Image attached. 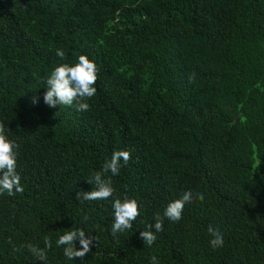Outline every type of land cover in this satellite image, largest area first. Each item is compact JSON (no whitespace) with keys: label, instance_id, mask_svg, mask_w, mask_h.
<instances>
[{"label":"trees","instance_id":"trees-1","mask_svg":"<svg viewBox=\"0 0 264 264\" xmlns=\"http://www.w3.org/2000/svg\"><path fill=\"white\" fill-rule=\"evenodd\" d=\"M79 55L99 69L89 110L49 107L44 80ZM0 122L24 189L0 194V264H40L23 246L45 239L47 264H264V0H0ZM116 150L131 159L108 174L113 197L77 201ZM185 191L182 219L145 245ZM125 196L140 215L114 237ZM69 229L95 237L83 260L56 245Z\"/></svg>","mask_w":264,"mask_h":264},{"label":"clouds","instance_id":"clouds-1","mask_svg":"<svg viewBox=\"0 0 264 264\" xmlns=\"http://www.w3.org/2000/svg\"><path fill=\"white\" fill-rule=\"evenodd\" d=\"M56 56L61 60L65 57V52L56 49ZM99 69L94 61L86 55H79L74 64L60 63L56 65L44 80L46 91L43 94V102L49 107L64 105L75 107L77 111H87L90 105L86 102L96 95V82L98 80ZM37 100L34 98L33 103ZM17 145L8 139L5 134V125L0 122V194L7 193L14 196L23 192L20 183L21 177L17 172ZM131 159L128 151H113L111 157L107 159L101 171L96 172L87 183L95 185L91 191H77V201H97L107 200L113 197L115 189L112 186L111 176L119 175L121 161L127 164ZM107 177V178H105ZM193 194L185 191L179 198L170 201L161 212L154 214L153 223H145V229L140 232V237L147 246H151L157 239L156 233L162 232L164 221L172 223L182 219V213L186 204L192 202ZM196 199L203 201L204 194L196 193ZM113 222L111 234L115 237L117 233H123L132 229L133 222L140 215L139 206L135 199L128 197L115 198L112 201ZM207 232L211 237L209 244L213 250L222 247L224 240L222 233L218 229L209 226ZM95 237L86 236L82 229H69L64 231L56 240L57 247L63 248V256L68 260H83L91 252ZM74 241H78L79 248ZM11 243V241H9ZM51 240L45 239L44 247H38L31 243L24 245L28 252L35 257L40 264H47V251L51 248ZM18 247H13V251H20ZM151 264H158L157 257H151Z\"/></svg>","mask_w":264,"mask_h":264}]
</instances>
